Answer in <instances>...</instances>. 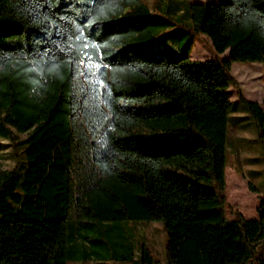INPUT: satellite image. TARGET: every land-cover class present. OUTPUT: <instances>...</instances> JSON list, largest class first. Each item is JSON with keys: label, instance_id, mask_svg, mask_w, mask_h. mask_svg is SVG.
Here are the masks:
<instances>
[{"label": "trees", "instance_id": "16d2710c", "mask_svg": "<svg viewBox=\"0 0 264 264\" xmlns=\"http://www.w3.org/2000/svg\"><path fill=\"white\" fill-rule=\"evenodd\" d=\"M187 12L184 51L153 58L145 0H0V264H264V199L228 217L224 176L229 84L264 149L230 71L264 61V0ZM201 29L227 57H190ZM130 219H162L163 261Z\"/></svg>", "mask_w": 264, "mask_h": 264}, {"label": "rangeland", "instance_id": "374dc122", "mask_svg": "<svg viewBox=\"0 0 264 264\" xmlns=\"http://www.w3.org/2000/svg\"><path fill=\"white\" fill-rule=\"evenodd\" d=\"M154 14L161 17L158 23L150 25L155 34L160 35L154 47L148 53L153 58L177 57L183 51V42L189 36L188 24L190 18L187 12L188 1L202 0H145ZM215 3L224 0H213ZM224 26L225 23H221ZM168 31V33L162 34ZM191 58H206L212 56L227 57L228 47L222 51L214 48L211 36L199 30L191 45ZM231 74L238 82L245 97L256 99L264 108V61L231 62ZM231 104L228 108V125L225 134V168L227 204L225 212L233 217L229 210H240L246 217H257V205L264 199V149L259 138L253 117L249 114L245 104L239 100L233 84L228 86ZM21 135L23 133H20ZM5 157L2 166L11 163L8 147L4 150ZM249 182V183H248ZM251 184L255 190L248 186ZM124 226L134 243L135 251L140 242H145L154 258L163 261L166 233L162 219L125 220ZM264 239V228L262 233ZM69 264H129L126 260L97 261L87 259Z\"/></svg>", "mask_w": 264, "mask_h": 264}]
</instances>
